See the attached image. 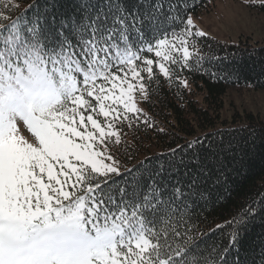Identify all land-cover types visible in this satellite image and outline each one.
Wrapping results in <instances>:
<instances>
[{"label":"snow or ice","instance_id":"1","mask_svg":"<svg viewBox=\"0 0 264 264\" xmlns=\"http://www.w3.org/2000/svg\"><path fill=\"white\" fill-rule=\"evenodd\" d=\"M195 7L69 0L30 16L0 0V264H229L230 252L264 264V244L239 258L241 235L264 224V193L216 226L220 245L198 239L201 202L234 171L231 144L196 137L159 168L119 155L125 124L151 126L139 104L153 85L235 75L201 55Z\"/></svg>","mask_w":264,"mask_h":264},{"label":"trees","instance_id":"2","mask_svg":"<svg viewBox=\"0 0 264 264\" xmlns=\"http://www.w3.org/2000/svg\"><path fill=\"white\" fill-rule=\"evenodd\" d=\"M215 0H192L196 4L192 14L208 8ZM67 7L69 0H19L16 14L25 10L30 16L51 11V5ZM29 5L34 7L29 9ZM260 4L259 11L264 12ZM201 55L211 65L227 68L235 75L228 79H210L201 73L187 74L188 87L169 86L161 80L153 85L147 102V118L151 126L142 122L125 124L122 136L129 137L120 146L121 162L128 168H159L167 163L172 149L185 145L196 137H207L212 143L231 144L230 167L224 186H217L208 202H201L197 210V224L206 245H220L225 234L217 229L243 204L257 193H264V121L252 114H235L230 122L222 121L223 100L231 89L264 90V46L240 42L226 43L212 38H199ZM125 139V138H124ZM187 151V149H185ZM179 157H177L178 159ZM264 244V224L253 222L241 235L239 258L259 256ZM235 252L228 253L229 264H234Z\"/></svg>","mask_w":264,"mask_h":264},{"label":"rangeland","instance_id":"3","mask_svg":"<svg viewBox=\"0 0 264 264\" xmlns=\"http://www.w3.org/2000/svg\"><path fill=\"white\" fill-rule=\"evenodd\" d=\"M260 3L261 0H215L192 16L197 28L205 32L204 37L227 44L264 46V12L258 6L253 7ZM223 103L222 121L230 122L235 114H252L264 121V90L231 89ZM139 107L145 118L146 104L140 103ZM122 140L128 141L129 137L122 136Z\"/></svg>","mask_w":264,"mask_h":264}]
</instances>
